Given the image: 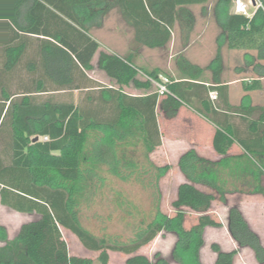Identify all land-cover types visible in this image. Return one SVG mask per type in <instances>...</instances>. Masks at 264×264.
I'll list each match as a JSON object with an SVG mask.
<instances>
[{
    "label": "trees",
    "instance_id": "1",
    "mask_svg": "<svg viewBox=\"0 0 264 264\" xmlns=\"http://www.w3.org/2000/svg\"><path fill=\"white\" fill-rule=\"evenodd\" d=\"M211 1L0 0V205L34 216L10 239L0 227V264H94L92 259L67 255L57 239L58 228L98 253L99 264H108L109 252L125 255V264H169L158 253L152 259L138 253L163 232L175 236L174 262L202 264L205 229L222 227L210 215L213 203L227 206L226 196L233 192L264 196V108L246 105V97L236 106L229 103L221 54L224 46L229 51H254L251 60H264V0H257L249 17L224 11L233 0H213L217 48L202 68L183 51L195 26L190 8L200 6L205 15ZM114 10L133 35L134 49L122 57L100 50L90 34L102 28ZM175 33L181 45L173 57L178 78L162 83L158 71L138 68L136 57L143 48L166 50ZM253 68L258 78L264 77L263 65ZM95 69L109 85L90 76ZM205 73L209 81L203 80ZM139 74L146 79L140 80ZM155 83L163 84L166 92L160 94ZM129 85L144 93L128 94L124 88ZM242 89L260 90L261 82L244 83ZM73 92L79 93L76 102ZM182 108L214 126L212 148L222 156L220 161L200 156L190 145L177 164L184 182L171 203L174 214L157 210L127 242L112 243L83 228L78 209L94 191L97 168L104 166L110 174L129 179L135 170L128 157L129 141H139L147 154L152 153L161 145L159 117L172 121ZM34 138L38 140L32 142ZM233 145L243 154L229 155ZM246 154L259 166L248 159L241 162ZM155 169L158 179L168 170ZM226 169L241 171L235 174L242 178L241 188L226 189L221 178ZM226 208V230L236 248L224 251L211 244L213 264H234L243 250L251 251L257 264H264L260 236L238 206ZM189 212L198 219L187 230L183 224ZM51 232L56 237L52 242Z\"/></svg>",
    "mask_w": 264,
    "mask_h": 264
},
{
    "label": "rangeland",
    "instance_id": "2",
    "mask_svg": "<svg viewBox=\"0 0 264 264\" xmlns=\"http://www.w3.org/2000/svg\"><path fill=\"white\" fill-rule=\"evenodd\" d=\"M213 0L206 7L205 15L200 6H193L190 10L195 16V26L191 34L188 47L183 51V55L191 62L205 68L215 55L217 48L216 37L219 29L215 23L212 5ZM240 2L246 5L247 14L250 15L255 9L254 0H233L230 7L224 11L232 12L233 7ZM119 15H110L104 20L102 28L94 31L96 39L106 48H116L122 44L125 48L127 41H131V35L127 36L123 43L114 34L115 28L124 31L122 20ZM131 39V40H130ZM130 45V44H129ZM181 51L178 35L175 33L173 40L166 50H144L141 61L137 63L138 68L144 72L156 70L159 72V79L166 83L167 79L178 78L174 66V56ZM224 72L223 80H238L235 86L234 99L239 96L240 87L244 83L256 77L254 66L258 63L251 60L255 57L254 51L244 52L227 50L221 47ZM264 64V60L262 62ZM92 73L99 82L110 84L109 80L97 69ZM140 80H145L146 76L139 74ZM209 73H205L203 80L209 81ZM154 84V83H153ZM155 86V85H153ZM263 89L251 94L253 100L258 103L264 102V80ZM154 90V87L152 88ZM124 90L131 95H140L144 92L126 86ZM65 95V94H63ZM78 92H73V100L78 99ZM63 99L65 97H62ZM160 132L162 135L161 145L152 153L147 154L142 144L137 140H130L128 145V157L135 165L134 174L126 180H122L109 173L106 167L97 168L96 184L92 194L82 200L79 212V220L83 228L96 237L105 238L109 241L124 243L133 238L134 234L154 218L156 211L172 216L174 210L171 207L172 201L176 198V191L179 184L184 182V177L178 169V160L181 154L190 145H194L203 156H209L211 150L210 133L212 128L205 124V121L196 116L190 109L184 108L178 117L172 121H164L159 117ZM91 142V137L89 139ZM140 143V144H139ZM90 144V143H89ZM87 146V149L89 147ZM155 167H167L168 170L158 179V171ZM241 171L232 172L230 169L222 170L221 178L225 182L227 190L241 188L240 179H235V174ZM247 181V179H244ZM245 181V182H246ZM247 185V184H246ZM264 186V181L262 182ZM248 188H244L247 191ZM240 192H233L237 194ZM245 194V193H244ZM229 205L235 203L236 195H227ZM229 205L223 206L216 201L210 211L211 217L222 223L221 229H207L204 234V246L200 250V261L202 264H213L215 254L210 246L216 243L223 250L235 249L236 245L231 244L226 230V210ZM260 210L252 215L249 210L246 217L260 234V239L264 245V202ZM34 216L19 214L0 205V227L4 229L7 238H12L22 223L31 221ZM197 215L187 213L183 227L189 229L197 223ZM54 233H50V241L55 239ZM57 239L65 247L69 256L89 258L96 262L98 253L91 252L82 247L79 241L69 232L58 228ZM175 243V236L171 233L163 232L152 242L141 248L138 253L152 259L156 253L167 259L169 264H177L171 257V251ZM1 245V243H0ZM232 245V246H231ZM51 243L45 248L44 253H48ZM108 264H125L126 256L117 252H109ZM234 264H257L249 250L241 251L234 258Z\"/></svg>",
    "mask_w": 264,
    "mask_h": 264
},
{
    "label": "crops",
    "instance_id": "3",
    "mask_svg": "<svg viewBox=\"0 0 264 264\" xmlns=\"http://www.w3.org/2000/svg\"><path fill=\"white\" fill-rule=\"evenodd\" d=\"M119 15L118 13H117V11L116 10H114L113 12H111L110 13V15ZM122 19L120 18V21H121ZM122 22V24H123V26H124V31H122V30H120V29H114L115 31V35H116V33H118V36L116 35V37H119L120 38V40L124 43L125 42V40H126V38H127V36L129 35V33H130V35H131V39H132V30L123 22V20L121 21ZM99 29H92L91 30V32H90V34H91V36L99 43V45H100V50H103V51H106V52H108V53H112V54H115V55H117V56H124V55H126L127 53H128V51L130 50V49H132L133 47H132V43H130L131 41H127L126 42V46H125V48L122 46V44H120V45H118V47H116V48H106L105 46H103L97 39H96V37H95V35L93 34L94 33V31H98ZM130 39V40H131ZM130 44V45H129ZM134 49V48H133ZM144 50H149V49H145V48H143V49H141V50H139V53H138V55H137V57H136V62L138 63L139 61H141V58H142V54H143V51ZM96 58L97 57H95L94 58V61H93V64H94V66H96ZM263 61H259L258 63L260 64V65H263L264 66V64L262 63ZM94 71H96V70H94ZM98 71V70H97ZM100 72V71H99ZM101 74H103L102 72H100ZM104 75V74H103ZM90 76L92 77L93 75H92V73L90 74ZM253 80H259L260 82H261V89L260 90H255V91H249V92H244L243 91V89H242V85H241V89H240V91H239V96H238V98L237 99H234V90H235V86H236V84L239 82L238 80H223L227 85H228V87H229V103L231 104V105H233V106H236V105H238V104H240V102H241V100H242V98L243 97H246L247 98V101L245 102L246 103V105H250V106H252V107H258V108H264V102H262V103H258V102H256L255 100H253V98H252V96H251V94L253 93V92H257V91H261L263 88V80H264V77L263 78H258L257 76L255 77V78H253L252 80H250V81H248V82H252ZM98 81V80H97ZM101 84H103V85H106L105 83H103V82H100ZM109 83H110V81H109ZM109 85V84H108ZM182 109H184V108H182ZM182 109L180 110V112L182 111ZM179 112V113H180ZM196 116H198V115H196ZM199 117V116H198ZM201 118V117H200ZM205 124H207V125H209L210 126V128H212V131H211V133H210V144H211V150H210V153H209V156H203V155H201L199 152H198V150H197V148H195V150L198 152V154L200 155V156H202V157H204V158H206V159H209V160H211V161H215V162H218V161H220V159H221V157L222 156H219V155H217L214 151H213V148H212V137H213V134H214V126H212L211 124H209V123H207L206 121H205ZM186 151V150H185ZM184 151V152H185ZM183 152V153H184ZM182 153V154H183ZM181 154V155H182ZM243 154V152H242V150H241V148L239 147V146H237V145H233L232 147H231V149H230V151H229V155H242ZM246 156H247V158H242L241 159V162H247V159L250 161V162H252L254 165H256V166H259V164L256 162V160L254 159V158H252L251 156H249V155H247L246 154ZM235 179H236V177H235ZM240 180H242V178H240ZM264 181V176L262 177V182ZM229 195H236V197H235V203L234 204H232V205H236V206H238L239 208H240V210H241V212L243 213V215H244V217L246 218V220L248 221V223H249V225L251 226V228L258 234V235H260L257 231H256V229H254V226L249 222V219L246 217V211L247 210H249V213L250 214H252V215H255L261 208H260V206H261V204L264 202V196H262V195H260V194H247V193H237V194H229ZM228 196H226V198H227ZM216 202V201H215ZM214 202V203H215ZM213 203V204H214ZM227 205H229V199L227 198ZM232 205H229V206H232ZM207 229H210V228H206L205 229V232H204V234L206 233V231H207ZM211 229H221V228H211ZM227 234H228V232H227ZM228 238H229V240H230V242H231V244H233V248H235L234 247V242H233V240L230 238V236H229V234H228ZM232 246V245H231ZM232 248H230V249H228V250H224V251H229V250H231ZM223 250V249H222Z\"/></svg>",
    "mask_w": 264,
    "mask_h": 264
},
{
    "label": "built area",
    "instance_id": "4",
    "mask_svg": "<svg viewBox=\"0 0 264 264\" xmlns=\"http://www.w3.org/2000/svg\"><path fill=\"white\" fill-rule=\"evenodd\" d=\"M257 5H259V4H257ZM235 9H236V13H238V14H242V15H245V16H248V17L251 15V14L250 15L247 14L246 5H244V4L240 3V2H238L236 4ZM155 85H156V87L158 89V92L160 94H163V93L166 92V88H165V86L163 84L155 83Z\"/></svg>",
    "mask_w": 264,
    "mask_h": 264
},
{
    "label": "water",
    "instance_id": "5",
    "mask_svg": "<svg viewBox=\"0 0 264 264\" xmlns=\"http://www.w3.org/2000/svg\"><path fill=\"white\" fill-rule=\"evenodd\" d=\"M231 13H232V14H235V13H236V9H235V7H233ZM37 140H38V138H34V139L32 140V142H36Z\"/></svg>",
    "mask_w": 264,
    "mask_h": 264
}]
</instances>
